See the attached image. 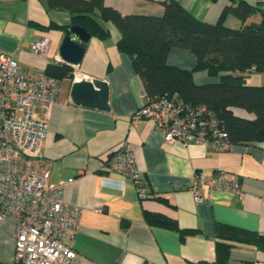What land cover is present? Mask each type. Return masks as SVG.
Returning <instances> with one entry per match:
<instances>
[{
    "label": "crops",
    "instance_id": "1",
    "mask_svg": "<svg viewBox=\"0 0 264 264\" xmlns=\"http://www.w3.org/2000/svg\"><path fill=\"white\" fill-rule=\"evenodd\" d=\"M164 1L104 0L124 16H162ZM178 1L195 19L209 24L218 23L232 3ZM242 1L264 10V0ZM261 19L258 11L246 24ZM98 20L111 37L91 36L78 64V81H105L110 110L77 105L72 98L76 82L62 80L44 144L49 183L62 185L65 203L82 209L75 237L66 239L77 253L73 264H214L218 224L264 235V142L234 144L227 152L165 143L152 122L135 118L145 88L129 55L118 50L121 32L113 23ZM53 23L70 25L71 15L48 10L45 0H0V55L12 56L21 67L30 69L46 70L49 64H60L56 58L61 57L66 31L49 29ZM224 24L232 29L243 25L233 15ZM43 37L49 40L48 54H33L32 45ZM168 64L192 71L197 58L191 51L173 49ZM219 80L204 71L194 73L197 85ZM127 142L134 147L142 173V194L129 177L106 168L109 156ZM221 172L241 182L243 195L225 190L210 194L206 187H199L204 199L198 203L193 180ZM153 215L177 223L179 231L151 224L149 216ZM15 224L12 218L0 221V264H19L15 262ZM228 264H264V252L250 245L236 246Z\"/></svg>",
    "mask_w": 264,
    "mask_h": 264
},
{
    "label": "built area",
    "instance_id": "2",
    "mask_svg": "<svg viewBox=\"0 0 264 264\" xmlns=\"http://www.w3.org/2000/svg\"><path fill=\"white\" fill-rule=\"evenodd\" d=\"M49 40L35 42L31 52L46 56ZM56 63L79 66L57 57ZM61 81L45 69L24 68L9 55H0V221L15 220V262L19 264H73L76 251L66 244L79 229L82 209L64 201V187L49 183L44 144L49 118L57 103ZM137 120H147L162 132L167 144L199 145L216 152L233 146L225 124L207 106L185 102L178 95L151 99L145 92ZM106 168L129 177L143 193L142 173L134 147L125 143L112 153ZM199 187L211 192L225 190L242 196L241 182L228 173L193 180L192 190L199 203ZM208 195V197L210 196Z\"/></svg>",
    "mask_w": 264,
    "mask_h": 264
},
{
    "label": "trees",
    "instance_id": "3",
    "mask_svg": "<svg viewBox=\"0 0 264 264\" xmlns=\"http://www.w3.org/2000/svg\"><path fill=\"white\" fill-rule=\"evenodd\" d=\"M45 2L48 10L71 15L70 25L53 23L49 29L67 31L77 25L92 37L106 40L111 37L110 32L98 19L113 23L122 35L117 44L119 52L129 55L151 99L176 94L187 103L207 106L225 124L233 145L264 142V86L248 85L245 78L246 73H264V10L242 0H232L218 23L209 24L195 19L178 0H165L162 16H124L107 7L104 0ZM258 11L262 14L261 21L246 24ZM229 15L243 25L239 29L225 26ZM173 49L191 51L197 58L195 69L187 71L169 65ZM201 71L219 77V82L195 84L194 73ZM46 72L60 81L73 79V68L69 65L52 63ZM149 222L179 231L177 223L169 219L153 215L149 216ZM240 245L264 252V235L218 224L214 264H228L232 248Z\"/></svg>",
    "mask_w": 264,
    "mask_h": 264
},
{
    "label": "water",
    "instance_id": "4",
    "mask_svg": "<svg viewBox=\"0 0 264 264\" xmlns=\"http://www.w3.org/2000/svg\"><path fill=\"white\" fill-rule=\"evenodd\" d=\"M75 36L78 41L73 39ZM91 34L84 28L74 25L65 32L60 48L61 57L72 65L82 62L85 54V45L90 41ZM72 98L77 105L109 111V86L105 81L84 79L74 83Z\"/></svg>",
    "mask_w": 264,
    "mask_h": 264
},
{
    "label": "rangeland",
    "instance_id": "5",
    "mask_svg": "<svg viewBox=\"0 0 264 264\" xmlns=\"http://www.w3.org/2000/svg\"><path fill=\"white\" fill-rule=\"evenodd\" d=\"M246 83L248 85L264 86V73L255 72L253 74H245Z\"/></svg>",
    "mask_w": 264,
    "mask_h": 264
}]
</instances>
